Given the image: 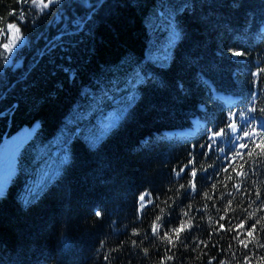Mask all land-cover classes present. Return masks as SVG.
Returning a JSON list of instances; mask_svg holds the SVG:
<instances>
[{
	"label": "trees",
	"instance_id": "1",
	"mask_svg": "<svg viewBox=\"0 0 264 264\" xmlns=\"http://www.w3.org/2000/svg\"><path fill=\"white\" fill-rule=\"evenodd\" d=\"M43 2L0 0V143L38 125L0 195V264H264V0H191L165 67L145 59L155 0ZM125 62L151 69L129 113L23 206L41 146Z\"/></svg>",
	"mask_w": 264,
	"mask_h": 264
},
{
	"label": "rangeland",
	"instance_id": "2",
	"mask_svg": "<svg viewBox=\"0 0 264 264\" xmlns=\"http://www.w3.org/2000/svg\"><path fill=\"white\" fill-rule=\"evenodd\" d=\"M190 3L191 0H155L149 8L145 18L150 32V41L145 52L147 61L163 67L170 64L172 48L180 34L176 25V14ZM121 69L119 74L111 76L108 88L102 84L97 90L86 93L84 100L77 103L65 118L56 135L41 146L38 162L32 168L33 173L29 175L28 182L18 194L23 206L34 202L61 174L69 161L71 143L74 139H81L87 145L95 147L129 113L139 97V86L151 69L150 67L142 69L138 64L130 67L126 62ZM36 127L37 124L33 127H24L12 136L3 148L0 157V195L5 192L15 171L16 149L34 133Z\"/></svg>",
	"mask_w": 264,
	"mask_h": 264
},
{
	"label": "snow or ice",
	"instance_id": "3",
	"mask_svg": "<svg viewBox=\"0 0 264 264\" xmlns=\"http://www.w3.org/2000/svg\"><path fill=\"white\" fill-rule=\"evenodd\" d=\"M36 2H37V0H33V5H34V6H35ZM48 6H49V4L44 3L43 0H40V7H41V8H46V7H48ZM8 27H9V29H13L15 26L12 25V24H9ZM6 47H7V46H6ZM232 55H233V56L240 57V56H243L244 53H243V52H238V51H237V52H232ZM233 127H234V125H233ZM240 148H241L242 150H244V151H247V147H246V145H244V144H241V145H240ZM257 148H258V149H264V143H259V142H258V143H257ZM237 155H240V153H238ZM224 170H225V171H228L227 168H225ZM192 175L195 176L196 173L193 172ZM141 199H143V198H141ZM96 215H97V216H100V213L97 212ZM243 228H245V224H244V223H240V224H238V226H237V230H238V231H239L240 229H243ZM181 231H183V229H181ZM254 231H255V228L253 227V228H252V231H249V232L247 233L248 237H251V236L253 235V232H254ZM241 243H242V245H243L244 247H247V244H245L243 241H241Z\"/></svg>",
	"mask_w": 264,
	"mask_h": 264
}]
</instances>
